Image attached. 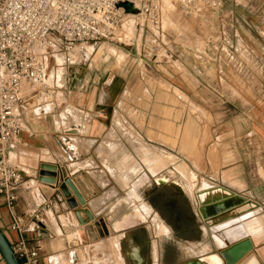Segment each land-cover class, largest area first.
<instances>
[{
    "label": "crops",
    "instance_id": "obj_1",
    "mask_svg": "<svg viewBox=\"0 0 264 264\" xmlns=\"http://www.w3.org/2000/svg\"><path fill=\"white\" fill-rule=\"evenodd\" d=\"M215 17L222 28L218 35L238 39L228 43L226 52L230 56L218 52L211 41L205 44V67L190 70L183 80L182 75L175 72L183 93L176 90L203 107L212 118L207 125L208 136L202 153L191 133L193 143H179L180 150L195 163L186 162L190 175L180 172L186 184L195 178L197 185V189L190 184L188 187L198 205L192 207L189 200L187 228L179 218L170 228L156 211L152 212L147 202L149 177L159 186L166 178L159 176L163 156L146 145H140L139 164L141 169L154 165V172L139 171L133 178L135 168L126 171L124 167L122 182L126 185L127 181L138 178L130 187L128 197L140 201L138 208L145 214L155 213V229L146 225L138 208L123 219L107 220L106 212L113 195L124 194L125 189L116 185L110 188L111 178L100 166L109 164L110 157L113 158L110 150L116 147L119 132L115 121L119 115L126 116L119 107L125 94L120 91L110 97L109 93L89 86L90 78H82L77 70L80 67L74 65L66 69L67 75L59 88V104L56 92L46 88L24 101L21 110L24 130L18 146L7 149L11 165L22 173L25 181V185L15 191L16 200L11 209L0 198V231L13 250L22 240L30 251H37L35 264H184L195 261L224 264L220 252L247 240L251 250L237 264H264V0H226ZM167 63V56H162L161 66L168 67ZM161 79L174 83L165 76ZM157 105L166 106L163 102ZM138 112L146 117L149 114L144 107ZM123 127L129 131L130 125ZM136 132L142 133L141 130ZM117 136L123 142L119 147L126 148L129 137L120 138L119 133ZM124 157L130 162V154ZM43 165L55 167V172H45V177H55L54 185L39 182L44 173ZM173 180L178 184L179 177L174 172L170 181ZM69 198H74L78 207L89 210L93 217L89 224L77 223L67 204ZM218 200L220 211L234 205L250 207L254 204L255 207L234 219L208 227L203 217L215 210L213 206L203 207L202 203ZM48 214L55 218L54 223L44 221ZM15 216L22 219L21 233L11 229ZM67 216L73 217L76 223L65 225ZM133 217L140 221L132 223ZM224 229L232 231L225 236ZM235 234L236 240L229 242L228 238ZM74 235L77 238L70 239ZM202 248H206L204 253L200 251ZM207 258L211 259L210 263ZM0 264H4L1 256Z\"/></svg>",
    "mask_w": 264,
    "mask_h": 264
},
{
    "label": "rangeland",
    "instance_id": "obj_2",
    "mask_svg": "<svg viewBox=\"0 0 264 264\" xmlns=\"http://www.w3.org/2000/svg\"><path fill=\"white\" fill-rule=\"evenodd\" d=\"M160 6L159 20L156 25L153 26L146 20L128 18L129 20H125L122 26L117 29L115 43L101 41L96 44H87L91 45L94 51H88L85 47L87 45H84L86 54L83 55L78 52L72 54L73 61L79 62L78 66L80 68L77 69L81 73L79 75L82 78H90L91 83L89 86L97 87L98 91L109 93L110 97L115 92L121 91L125 94V98L121 100L119 107L126 116L119 115L115 123L119 130V137L128 136L130 141L126 143V148L119 147L123 142H121V139L119 140L117 133L116 147L110 150V155L112 153L113 158L110 157L109 164H101L100 166V168L102 167L107 171V175L111 178L112 185L110 188L116 185L118 188L125 189L124 194L113 195L111 206L106 212L107 220L110 222L123 219L125 215H131L135 208L140 205V201L136 200L135 197H128L130 187L138 178L131 179L124 185L122 182L124 167L126 171L135 168L136 172H132L133 178L139 171L144 170L152 174L155 170L154 165L151 164L147 166V169L146 167L141 169L139 163L142 148L140 145H146V148L152 152H158L163 156L164 164L162 169L159 170V176H163L166 181H170L173 172L176 173L179 177L178 184L188 193L191 206L198 205L195 195L193 192L189 194L188 189V187L190 188L189 184L192 186L191 188L197 189L195 178L186 184L180 173L183 171L184 174L190 175L186 162L191 160L193 164L195 163L191 156L182 152V149L180 150L179 143H193L191 133L192 137L195 138L197 148L202 153L208 136L207 125L212 122V118L203 107L193 103L177 91L182 92L179 88L180 83L176 80L175 72L180 73L182 75L181 80H183L191 73L190 70H195L197 66L205 67V44L207 45L211 41L216 42L220 39L227 43L238 41L237 38L217 34L221 29L220 20H216L215 17L217 14L185 15L180 11L177 0H160ZM127 10H129L128 7ZM130 26H133L134 29L132 36L124 38L122 32ZM214 33L217 35H214ZM99 46L103 47L102 53L96 55L95 50ZM110 50L111 52H121L123 57L119 55L116 57L110 56ZM162 56H167L168 67L161 66ZM228 56H230V53ZM57 59L64 71L60 77L56 78L54 63ZM72 67L69 66V68ZM67 68L62 53H57L55 56L48 58L46 77L50 80L45 78L44 87L49 91L56 92L58 104L61 101V90L59 88L67 75ZM262 73L264 74V62ZM49 76H52V78ZM161 76H165L174 83L169 84L165 80L163 81ZM161 102L166 106L160 107L157 105ZM140 107L148 108L149 114L147 117L139 114ZM123 125H130L129 131H125ZM136 130H141L142 133H137ZM67 146L73 149L69 143ZM124 153H126L125 155L130 154V162L125 161ZM170 157L171 160H169ZM112 159L113 161H111ZM195 166L198 168L197 165ZM147 182V202L151 205L152 212L159 211L163 222L168 224L170 228L172 224L176 225L175 221L178 218L181 224L186 227L188 223L187 204L180 198L172 197L166 185L159 186L156 184L155 179H150V177ZM138 210L145 217L146 225L155 229V223L157 222L153 217L155 213L151 212L149 214L147 212L148 215L142 209L138 208ZM54 219L52 215L48 214V218L46 216L44 221L54 223ZM65 219V225L76 223L71 216H67ZM131 219L132 223L140 221L137 217ZM231 231L232 229H224V235L226 236V233ZM253 231L246 232L252 233ZM171 233L172 230L169 233L170 238L172 237ZM73 238H77V236L74 235L70 239ZM236 238L235 234V236L228 238V241L231 242ZM200 251L204 253L206 248H202ZM210 261L211 259L207 258V262L210 263Z\"/></svg>",
    "mask_w": 264,
    "mask_h": 264
},
{
    "label": "built area",
    "instance_id": "obj_3",
    "mask_svg": "<svg viewBox=\"0 0 264 264\" xmlns=\"http://www.w3.org/2000/svg\"><path fill=\"white\" fill-rule=\"evenodd\" d=\"M177 1L185 15H218L226 0ZM160 8V0H0V198L9 209L25 181L11 165L7 149L18 146L24 130V101L45 88L48 58L62 53L65 65H78L72 59L76 48L115 43L117 29L129 16L154 26ZM213 44L229 55L226 41ZM11 229L23 231L20 217H13ZM13 252L19 264L36 263L37 251L22 240Z\"/></svg>",
    "mask_w": 264,
    "mask_h": 264
},
{
    "label": "water",
    "instance_id": "obj_4",
    "mask_svg": "<svg viewBox=\"0 0 264 264\" xmlns=\"http://www.w3.org/2000/svg\"><path fill=\"white\" fill-rule=\"evenodd\" d=\"M42 176L38 179L39 182L54 185L55 184V177H45V172H55V167L53 166H42ZM220 200L215 202H210L207 204H203L206 206H213V209L215 210V207L217 204H219ZM83 203V201H81ZM67 204L69 205L70 209L72 210V213L77 221V223L81 226L89 224L93 217L88 209L80 208L77 205V202L74 198H69L67 200ZM252 205V203H249ZM255 205L253 204L250 207H238V206H231L229 208H226L222 211H215L213 214L208 215L207 217H203V222L206 226L211 227L215 224H219L221 222L231 220L236 218L237 216L244 214L245 212H248L249 210L253 209ZM81 215H84V218L81 217ZM251 250V246L249 241L243 240L241 242H238L229 248L223 250L220 252V257L223 259L224 264H237L242 258H244ZM0 256L4 262V264H19L12 248L8 244L7 240L5 239L3 233L0 231ZM184 264H204L200 261H195L192 263L186 262Z\"/></svg>",
    "mask_w": 264,
    "mask_h": 264
},
{
    "label": "bare ground",
    "instance_id": "obj_5",
    "mask_svg": "<svg viewBox=\"0 0 264 264\" xmlns=\"http://www.w3.org/2000/svg\"><path fill=\"white\" fill-rule=\"evenodd\" d=\"M129 18H131L132 19V17H130L129 16ZM129 20V19H128ZM133 21V20H132ZM122 26V25H121ZM133 26H130L129 28H125V30H123V36H124V38H128L129 36H132V33H133ZM121 33V34H122ZM130 39V38H129ZM86 47V49H88V51H90V52H92V51H94L93 49H92V46L91 45H87V46H85ZM102 49H103V47H100L99 46V48L97 49V50H95V52H96V55L97 54H100V53H102ZM109 49H111V50H115L114 48H109ZM111 50H110V53H109V55L110 56H114V57H116L117 55H119V56H121V57H123V54L121 53V52H118V51H116V52H111ZM84 51L85 50H83V51H80V49L78 50V48H76L75 49V51L74 52H78V53H80V54H83L84 53ZM116 53V54H115ZM59 60L57 59L56 61H55V63H54V68H55V76H56V78L57 77H60L62 74H63V68H62V65L58 62ZM50 72L52 73V71L50 70ZM49 72V73H50ZM49 75V74H48ZM49 77H51L52 78V76H49ZM47 79H48V77H46ZM55 78V79H56ZM48 80H50V78L48 79ZM49 82V81H48ZM55 82V81H54ZM59 82V81H58ZM47 83V82H46ZM50 83V82H49ZM55 85V84H54ZM56 86H57V84H56ZM58 87V86H57ZM59 93V92H58ZM61 95V94H60ZM54 98V97H53ZM202 206L203 207H205L204 205H203V203H202ZM220 207L217 205L216 207H215V211H220ZM209 215V214H208ZM74 256V255H73Z\"/></svg>",
    "mask_w": 264,
    "mask_h": 264
},
{
    "label": "flooded vegetation",
    "instance_id": "obj_6",
    "mask_svg": "<svg viewBox=\"0 0 264 264\" xmlns=\"http://www.w3.org/2000/svg\"><path fill=\"white\" fill-rule=\"evenodd\" d=\"M164 185H166V187L169 190V193L172 197L174 196V197L180 198L185 204L188 205L189 198L186 195L185 190L179 184H177V182L164 180L163 186ZM156 213L162 219V216L159 213V211L158 212L156 211Z\"/></svg>",
    "mask_w": 264,
    "mask_h": 264
}]
</instances>
